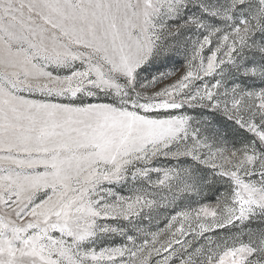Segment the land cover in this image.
I'll list each match as a JSON object with an SVG mask.
<instances>
[{
	"label": "snow or ice",
	"instance_id": "1",
	"mask_svg": "<svg viewBox=\"0 0 264 264\" xmlns=\"http://www.w3.org/2000/svg\"><path fill=\"white\" fill-rule=\"evenodd\" d=\"M0 264H264V0H0Z\"/></svg>",
	"mask_w": 264,
	"mask_h": 264
}]
</instances>
